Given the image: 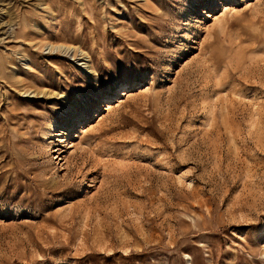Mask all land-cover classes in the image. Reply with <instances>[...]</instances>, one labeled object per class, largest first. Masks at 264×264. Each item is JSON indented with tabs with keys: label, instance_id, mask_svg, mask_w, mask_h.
Returning a JSON list of instances; mask_svg holds the SVG:
<instances>
[{
	"label": "rangeland",
	"instance_id": "rangeland-1",
	"mask_svg": "<svg viewBox=\"0 0 264 264\" xmlns=\"http://www.w3.org/2000/svg\"><path fill=\"white\" fill-rule=\"evenodd\" d=\"M0 264H264V0H0Z\"/></svg>",
	"mask_w": 264,
	"mask_h": 264
}]
</instances>
